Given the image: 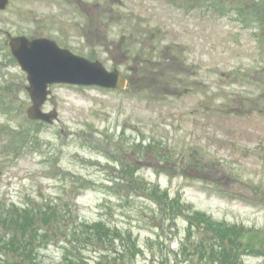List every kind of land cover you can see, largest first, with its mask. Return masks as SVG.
Masks as SVG:
<instances>
[{
	"label": "rangeland",
	"instance_id": "374dc122",
	"mask_svg": "<svg viewBox=\"0 0 264 264\" xmlns=\"http://www.w3.org/2000/svg\"><path fill=\"white\" fill-rule=\"evenodd\" d=\"M32 24L64 32L94 61L134 50L105 64L126 89L55 85L43 106L58 111L52 124L27 117L26 75L0 53L2 207L55 204L72 211L68 232L102 220L125 233L78 251L69 238H36L35 262L61 264L67 248L92 263L106 246L125 250L123 264H185L182 251L196 253L192 264H218L220 248L234 246L263 264L264 0H13L0 17V29ZM202 98L212 107L195 113ZM158 187L170 202L152 196ZM216 222L245 239H221Z\"/></svg>",
	"mask_w": 264,
	"mask_h": 264
},
{
	"label": "trees",
	"instance_id": "16d2710c",
	"mask_svg": "<svg viewBox=\"0 0 264 264\" xmlns=\"http://www.w3.org/2000/svg\"><path fill=\"white\" fill-rule=\"evenodd\" d=\"M152 189H154V187L151 188V191ZM152 193L153 195H151L154 198L156 195L165 196L167 202H170V198L172 199V197H169L170 193L165 190H161L160 188H158V193H155V190ZM157 202L160 204L162 211L165 212L163 208L165 207L167 209L165 203L159 202L158 200ZM56 206L55 204H45L43 206L40 205L38 207H34L29 204L19 207L12 203L6 207L7 209H5L2 207L0 201V227L5 229V235L0 236V256L1 258H6L4 264H37V251L36 248L34 249L33 247L34 240L36 238H39L38 243L40 244L38 245L48 243L49 239L51 240L54 237L58 238V240H60L61 237L62 239L69 238L66 240L73 247H75V251H78L80 244H87L90 246L95 243H99V245H105L106 242H108L114 246L118 238L125 236L123 231L116 228L112 229L110 225L102 220L80 221L79 225L72 226L68 232L64 229V227L70 224L67 219H73V217L71 218L73 215L72 211L70 208ZM37 222L45 225L48 230L39 235L38 228L35 226V223ZM210 225L214 228V230H223L221 239L226 236V231L231 237L235 236L238 241L240 239H245L244 237L246 236V233L242 229L238 230V232L236 231L235 235L232 233L233 229H230L231 227H226L219 222ZM215 225L217 227H215ZM191 227H193V225H191ZM28 232L31 233L30 236ZM189 232H191V229ZM190 235L191 233H189V236ZM127 237L131 240V236L127 235ZM135 247L137 248L136 242L133 245V248ZM113 251H116V253ZM220 252L222 256L221 259L218 260L215 256L216 260H218V264H249L243 258L238 256V254L241 253L239 248H234V246L226 248V246H223L220 248ZM112 253L115 254L114 257L111 258L109 255ZM124 253L125 250L119 252L114 249L110 250L105 246L104 251H100V256L91 263L90 261L83 259L79 252L75 255L74 252L70 253V251L66 248L62 252L60 262L61 264H123L120 259L124 257ZM182 254L184 256L182 258V262L184 261L185 264L193 263L190 258L196 253L182 251ZM174 256L178 257V254L175 253ZM261 256L264 257V251L261 253ZM12 257H15V261H13V263L11 262ZM0 260L2 261V259ZM177 261H181V258Z\"/></svg>",
	"mask_w": 264,
	"mask_h": 264
},
{
	"label": "water",
	"instance_id": "95a60500",
	"mask_svg": "<svg viewBox=\"0 0 264 264\" xmlns=\"http://www.w3.org/2000/svg\"><path fill=\"white\" fill-rule=\"evenodd\" d=\"M22 47V52L16 51L14 47L13 52L22 69L28 74L27 79L30 83L28 91L33 102L28 115L32 119L52 122L53 118L57 117L56 111L44 113L41 110L52 93L48 88L51 84L98 85L116 89L126 87L127 81L119 71L109 72L100 62H90L68 50L60 49L51 42L42 40L23 42Z\"/></svg>",
	"mask_w": 264,
	"mask_h": 264
},
{
	"label": "flooded vegetation",
	"instance_id": "af4514ba",
	"mask_svg": "<svg viewBox=\"0 0 264 264\" xmlns=\"http://www.w3.org/2000/svg\"><path fill=\"white\" fill-rule=\"evenodd\" d=\"M12 1L13 0H8V5L6 6V8H0V17L4 13H6L10 10V8L12 6ZM2 5H4V3ZM22 17H23V15H22ZM8 26H10V27L9 28L4 27V28L0 29V53H3V55H4L3 63L5 65L7 64V60H11L10 62L12 64H16L21 72H23V71L20 69L18 60L16 59V57L12 51V48L14 47V49L16 51L22 52L23 51L22 42L29 43L32 40H42L45 42H51L61 49H69L73 53L81 55L79 52L75 51L74 49H72L71 47L66 45L65 35H63L64 32H62L61 35L56 34V36H52V35L46 34V31L40 32V30H38V27L34 26L33 24L28 29H21V27L17 28L18 26L14 27L13 25H8ZM18 40H21V43H19ZM110 51L111 50L108 49L104 52L109 58L97 56L96 54H93L92 56L96 57L95 58L96 60L97 59L98 60L104 59V60H100V61L103 62L104 64H106V62H111V61L116 63L118 61L120 62V61L128 60L130 58V56L132 55V54H130V52L131 51L134 52L133 49L129 50V49H124L123 47H120V49H119L120 52L116 55L114 53H111ZM90 59L93 60L92 58H90ZM139 61H140V59H139ZM53 87L54 86H52V88Z\"/></svg>",
	"mask_w": 264,
	"mask_h": 264
}]
</instances>
